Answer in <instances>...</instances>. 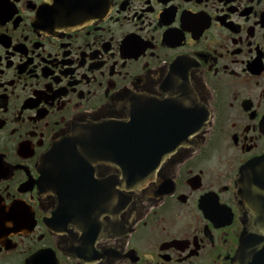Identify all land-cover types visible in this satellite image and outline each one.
I'll use <instances>...</instances> for the list:
<instances>
[{
    "label": "flooded vegetation",
    "instance_id": "obj_1",
    "mask_svg": "<svg viewBox=\"0 0 264 264\" xmlns=\"http://www.w3.org/2000/svg\"><path fill=\"white\" fill-rule=\"evenodd\" d=\"M263 152L264 0H0V264H232Z\"/></svg>",
    "mask_w": 264,
    "mask_h": 264
},
{
    "label": "water",
    "instance_id": "obj_2",
    "mask_svg": "<svg viewBox=\"0 0 264 264\" xmlns=\"http://www.w3.org/2000/svg\"><path fill=\"white\" fill-rule=\"evenodd\" d=\"M103 9L107 6L102 1ZM117 126H115L116 128ZM121 128V127H120ZM103 129H107L104 127ZM101 130V128L99 129ZM83 132H77L67 138L56 140L53 147L48 150L40 160V179L39 184H44L49 189L58 188L55 183L58 181H67L68 178H55L54 169L58 165H66L62 160L64 157L74 155L71 151L78 150L77 155H86L91 151H87L89 145H96L97 150L92 153L101 155L103 160H115L110 155L115 151H111L110 144L120 142L125 145L135 144L133 137H127L129 133H120V135L99 136L94 141H84ZM126 136V137H125ZM130 148V146H129ZM125 150V147L122 151ZM126 151V150H125ZM239 178V197L241 199L244 216L243 229L239 238V246L232 258V264H264V152L250 159L241 166Z\"/></svg>",
    "mask_w": 264,
    "mask_h": 264
}]
</instances>
